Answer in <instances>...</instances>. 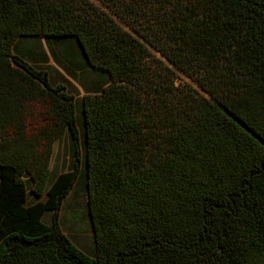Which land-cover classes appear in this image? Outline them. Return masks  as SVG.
I'll use <instances>...</instances> for the list:
<instances>
[{
    "label": "trees",
    "instance_id": "trees-1",
    "mask_svg": "<svg viewBox=\"0 0 264 264\" xmlns=\"http://www.w3.org/2000/svg\"><path fill=\"white\" fill-rule=\"evenodd\" d=\"M98 1L0 0V264H264V0ZM25 36L76 38L108 74L83 123ZM82 154L94 256L59 224Z\"/></svg>",
    "mask_w": 264,
    "mask_h": 264
},
{
    "label": "rangeland",
    "instance_id": "rangeland-1",
    "mask_svg": "<svg viewBox=\"0 0 264 264\" xmlns=\"http://www.w3.org/2000/svg\"><path fill=\"white\" fill-rule=\"evenodd\" d=\"M90 1L98 6H102L101 2L98 0ZM104 9L109 11L106 8ZM47 44L49 50L54 54L56 62L61 65L62 69L64 70V73L58 72L55 66H48L47 71L50 74V80L53 84H56V80H60L61 83L65 84L69 92L75 94L77 99L78 116L81 123H83L82 98L86 91L91 88L88 82L90 79H94L93 77L96 72H94L93 68L89 66L88 61L76 38H48ZM54 45L57 46L56 49L53 48ZM15 51L20 52L29 63L36 62L46 53L44 39L42 36H25L19 40ZM67 74L74 77L75 80H70L67 77ZM97 75L99 76L101 82L106 81V77L103 76L105 74ZM180 83L183 85H190L200 90V88L195 84V82H193L192 79L186 77L183 74L180 75V80L177 82V84ZM81 126L82 124H79L80 128H82ZM83 152L84 146H82V153ZM73 163L74 150L72 140L69 138L68 133H66L59 140H57L54 145V151L50 165L52 170L50 175V183L59 172L71 170ZM85 169V159L84 154H82L80 175L75 186L63 201V205L59 214V224L62 231L67 234L80 249H82L88 255L94 256L95 239L89 215ZM29 200L30 202H34L36 198L29 195ZM52 216V211L46 212L43 217V221L46 224H50L52 222Z\"/></svg>",
    "mask_w": 264,
    "mask_h": 264
},
{
    "label": "crops",
    "instance_id": "crops-1",
    "mask_svg": "<svg viewBox=\"0 0 264 264\" xmlns=\"http://www.w3.org/2000/svg\"><path fill=\"white\" fill-rule=\"evenodd\" d=\"M43 37V39H44V46H45V51H46V53L42 56V58H40L38 61H36V62H30V64H33V65H35V66H38V67H41V68H43V69H45V70H47L48 69V66H55L56 68H57V70H58V72H63L64 73V70L62 69V67H61V65H59L57 62H56V60H55V56H54V54L49 50V48H48V44H47V37H45V36H42ZM21 39V38H20ZM19 39V40H20ZM19 40L17 41V43L19 42ZM17 43H16V47H17ZM53 48H57V46L56 45H54V47ZM19 55H21L22 56V54L20 53V52H17ZM23 58H24V56H22ZM25 59V58H24ZM26 60V59H25ZM92 68V67H91ZM93 71L94 72H96V74L94 75V79H90L89 80V84H90V86H91V88L88 90V91H86V93H95L96 91H100L107 83H108V81H109V76L107 75V73L105 72L104 73V71H98V70H96V69H94L93 68ZM97 74H105V75H103V76H105L106 77V81L105 82H101L100 81V79H99V76L97 75ZM67 77L70 79V80H75V78L74 77H72L71 75H69V74H67ZM68 80V79H67ZM56 84H58V83H61L60 82V80H56V82H55ZM92 83V84H91ZM100 83H102V84H100ZM86 90H87V88H86ZM85 93V94H86Z\"/></svg>",
    "mask_w": 264,
    "mask_h": 264
},
{
    "label": "water",
    "instance_id": "water-1",
    "mask_svg": "<svg viewBox=\"0 0 264 264\" xmlns=\"http://www.w3.org/2000/svg\"><path fill=\"white\" fill-rule=\"evenodd\" d=\"M87 190H88V183H87Z\"/></svg>",
    "mask_w": 264,
    "mask_h": 264
}]
</instances>
